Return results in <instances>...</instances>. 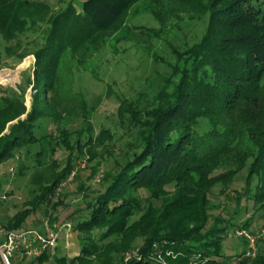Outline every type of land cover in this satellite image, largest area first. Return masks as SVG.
<instances>
[{"label":"trees","instance_id":"trees-1","mask_svg":"<svg viewBox=\"0 0 264 264\" xmlns=\"http://www.w3.org/2000/svg\"><path fill=\"white\" fill-rule=\"evenodd\" d=\"M134 1L81 0L78 11L68 4L49 18L53 30L43 40V52L36 54L41 67L34 74L37 92L43 94L35 97L26 119L11 126L6 135H2L6 124L22 115L24 107L0 87V180L13 168L10 173L16 179L27 177L29 187L24 209L1 227L7 231L38 228L35 223L43 216L50 223H69L77 233L79 254L69 260L55 258L57 264H112L111 255L120 253V264H160L153 259L158 253L165 264H264V249L258 243L253 258L244 257V250L223 254L222 234L247 230L249 220L225 226L226 221L206 215L211 189L236 175L251 152L247 179L255 176L256 184L252 188L247 181L249 196L239 193L235 206L241 210L247 201L255 206L264 203V0H211L205 34L179 59L177 80L160 88L145 114L122 103L123 137H128L124 147L130 150V158L99 177L102 192L93 197L83 194L81 207L64 209L62 200L53 202L57 187L92 138L82 133L70 146L64 131L58 140L53 137L55 121L45 115L41 101L54 88L59 56L87 42V34L111 30ZM0 3L43 13L47 9L28 0ZM63 21L65 25L58 27ZM32 145H39L38 151L29 152ZM56 149L67 154L60 170L53 158ZM223 168L225 174H216ZM97 173L90 168L88 179ZM36 212L39 217L27 226ZM261 212L264 209L256 210ZM134 250L136 258L122 261ZM48 257L12 264H40Z\"/></svg>","mask_w":264,"mask_h":264},{"label":"rangeland","instance_id":"rangeland-1","mask_svg":"<svg viewBox=\"0 0 264 264\" xmlns=\"http://www.w3.org/2000/svg\"><path fill=\"white\" fill-rule=\"evenodd\" d=\"M28 1L45 6V13L37 8L25 9L14 3H0V87L9 90L17 103H22L24 107V113L6 124L2 135L8 134L11 126L25 120L35 97L43 94L37 92L34 74L41 67L36 54L43 52V40L53 30L49 26V18L53 19L68 4L78 11L81 3V0ZM210 4L211 0H135L111 30L89 33L86 35L87 42L65 49L59 56L54 88L41 101L45 115L54 118L53 128L57 135L53 137L58 140L57 136L64 131L68 134L70 146L82 133L87 138L91 134L92 138L85 145L81 158L73 164H83V169L55 195L53 202L62 200L64 209L81 207L83 194L93 197L102 192L99 177L114 171L130 158V150L124 147L128 137H123L126 124L125 116L120 111L122 103H129L135 111L145 114L152 108V97L160 88L170 80L171 83L177 80L174 74L179 59H184L182 56L200 42L205 34ZM15 14L23 20V25L15 20ZM64 25L63 21L58 27ZM11 76L13 78L5 82ZM13 110L18 111L16 108ZM40 144H44V141L41 140ZM48 146L47 151L50 152L54 141ZM38 149L39 145L28 148L31 153ZM55 151L53 158L57 170H60L67 154L60 149ZM87 151L95 157H89ZM24 152L25 149L22 150ZM252 154L254 152L247 156L236 175L230 180H222L211 189L206 215L226 221L223 223L225 226H236L249 220L247 231L254 233L264 230V213H256L257 209H264V203L255 206L252 201H247L242 203L240 210L235 206L234 199L239 193L249 196L247 181L252 188L256 184L255 176L247 179L254 157ZM90 168L98 172L94 179H88ZM226 172L223 168L218 169L216 174ZM27 181V177L16 179L10 172L0 180V226L7 218L24 209L28 200ZM171 188L167 187L168 190ZM38 217L39 212H36L26 225L31 227ZM35 224L36 227L40 225L37 222ZM235 230H226L222 234L225 238L223 254L227 256L245 250L243 241L234 236ZM67 233L76 232L71 228ZM75 238H70L72 245L68 250L61 246L40 264H57L55 258L69 260L76 257L79 254V241ZM258 246L264 249V240L260 239ZM137 255L135 250L130 251L123 255L122 261L136 258ZM120 256L121 253L112 254V264H120ZM153 259L165 264L162 257Z\"/></svg>","mask_w":264,"mask_h":264},{"label":"built area","instance_id":"built-area-1","mask_svg":"<svg viewBox=\"0 0 264 264\" xmlns=\"http://www.w3.org/2000/svg\"><path fill=\"white\" fill-rule=\"evenodd\" d=\"M83 164L76 163L70 170L69 175L56 189L55 194L82 170ZM13 172V168L10 169ZM71 226L69 223L57 224L50 223L48 216L40 219L38 228L7 231L0 226V264H12L11 261H20L24 259H37L44 255L51 256L55 251L61 234L69 232ZM234 236L241 239L245 243L243 256L252 258L257 251V243L260 239L264 240V230H258L251 233L245 229H236ZM155 259H161L158 253Z\"/></svg>","mask_w":264,"mask_h":264},{"label":"crops","instance_id":"crops-1","mask_svg":"<svg viewBox=\"0 0 264 264\" xmlns=\"http://www.w3.org/2000/svg\"><path fill=\"white\" fill-rule=\"evenodd\" d=\"M66 236V237H65ZM64 234L61 236L58 244H57V247H56V250L59 249L61 246L66 250H68L70 248V246L72 245V239H70L71 237L77 239V233H67V235ZM70 242V243H69ZM73 253H76L75 250H73ZM76 254H73L74 256H76Z\"/></svg>","mask_w":264,"mask_h":264}]
</instances>
